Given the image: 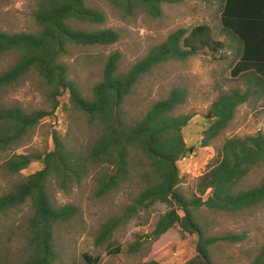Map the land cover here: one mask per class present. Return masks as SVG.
Here are the masks:
<instances>
[{
    "label": "trees",
    "instance_id": "trees-1",
    "mask_svg": "<svg viewBox=\"0 0 264 264\" xmlns=\"http://www.w3.org/2000/svg\"><path fill=\"white\" fill-rule=\"evenodd\" d=\"M107 1L124 13L142 9L158 16L162 5L182 0ZM219 1L221 29L237 47L230 79L243 82L245 88L220 92L210 103L203 115L208 126L203 131L202 147L214 142L233 120L237 108L248 103L252 96H258L259 106L264 109V0ZM34 20L36 28L32 32L0 31V56L17 54V60L0 73V95L34 74L50 86L52 107L27 113L17 105L4 107L0 104V149L20 140L42 119L52 117L65 91L69 93L72 109L81 112L95 127L96 138L85 150H78L54 131L53 150L43 156L12 154L4 162L6 170L13 174L36 161L41 163L39 170L25 176L9 194L0 197V211L27 201L31 203L27 237L30 254L22 264H52L55 254L53 225L68 220L76 210L72 205H53L50 186L54 181L64 187L79 183L91 169L96 173L98 195L118 190L135 178L146 182L121 214L101 226L98 235L101 242L140 209L148 210L157 202L171 208L155 222L150 232L153 241L174 226H179L184 233L197 235L195 254L184 264H215L211 245L219 241L226 244L244 241V233L220 237L206 235L199 213L205 209L235 214L264 201V177L257 186L244 185L250 173L264 164V133L258 131L226 138L198 177L197 194L189 198L180 189L182 178L177 163L190 151L183 128L194 115L175 113L186 100V90L173 88L166 98L156 101L136 119L128 118L123 109L133 87L158 64L170 59L184 60L204 48L221 50L223 43L213 39L212 28L199 24L187 35L183 28L174 31L126 72L118 71L119 53L111 54L100 81L93 85L90 97H85L78 84L68 78V68L61 60L67 55V45L108 46L118 41V33L110 28L87 31L73 27L72 21L101 24L104 20L103 13L86 5L85 0H37ZM84 257L92 261L89 256ZM140 264L159 263L148 260ZM249 264H264V244Z\"/></svg>",
    "mask_w": 264,
    "mask_h": 264
},
{
    "label": "rangeland",
    "instance_id": "rangeland-1",
    "mask_svg": "<svg viewBox=\"0 0 264 264\" xmlns=\"http://www.w3.org/2000/svg\"><path fill=\"white\" fill-rule=\"evenodd\" d=\"M86 5L101 11V24L72 21L71 25L87 31L110 28L119 39L108 46L67 45V55L62 62L68 68V78L74 80L85 97H90L93 85L100 81L108 57L118 52V71L126 72L148 51L165 41L169 34L183 28L187 34L199 24L212 28L214 40L223 48L213 51L204 48L184 60H166L151 69L133 87L126 97L124 113L128 118H138L156 101L166 98L173 88H184L186 100L175 113H191L193 118L183 128L184 139L190 148L178 161L182 178L180 189L191 198L197 194L196 182L204 172L222 142L231 136H245L258 131L264 133V109L260 99L252 96L249 102L237 108L227 128L207 147L201 146L203 131L208 124L203 115L220 92L231 88L243 89L241 81L230 79L229 69L237 59L236 43L222 29L219 21V0H182L166 3L161 13L153 16L145 10L135 9L124 13L107 0H85ZM37 0H1L0 31L9 33L32 32L36 28L34 13ZM17 60L16 53L0 56V73ZM49 85L34 74H29L0 95L4 107L19 106L29 113L35 110H51ZM60 105L52 117L42 119L20 140L12 141L0 149V197L6 196L15 184L25 176L41 168L36 161L20 173H10L4 162L12 154L43 156L53 150L54 131L72 148L85 150L96 138V130L87 117L72 109L69 93L59 97ZM66 106V109H62ZM96 173L90 170L81 182L65 187L57 182L50 186V198L55 206L72 205L76 213L66 221L53 225L54 260L52 264H140L155 260L159 264H184L195 254L197 235L181 231L179 226L170 228L153 241L150 232L160 215L171 208L165 203H155L148 210L140 209L123 226L114 230L104 242L98 239L101 226L110 218L123 212L146 182L135 178L118 190L98 195ZM264 177V164L255 169L245 180V187L259 185ZM31 215L29 201L9 206L0 211V264H22L30 254L28 218ZM206 235L220 237L226 234L244 233V241L226 244L219 241L210 246L215 264H249L264 244V201L244 212L213 213L203 209L199 213ZM89 256L92 261H87ZM98 259L97 262L93 261Z\"/></svg>",
    "mask_w": 264,
    "mask_h": 264
},
{
    "label": "crops",
    "instance_id": "crops-1",
    "mask_svg": "<svg viewBox=\"0 0 264 264\" xmlns=\"http://www.w3.org/2000/svg\"><path fill=\"white\" fill-rule=\"evenodd\" d=\"M231 41H232V40H231ZM230 69H231V68H230ZM230 69H229V73H230ZM242 84L244 85V83H243V82H242ZM244 88H245V85H244ZM244 88H243V89H244ZM246 104H247V103H246ZM244 105H245V104H244ZM241 106H242V105H241ZM236 111H237V110H236ZM235 114H236V113H235Z\"/></svg>",
    "mask_w": 264,
    "mask_h": 264
}]
</instances>
